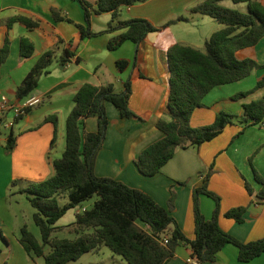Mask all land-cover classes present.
Listing matches in <instances>:
<instances>
[{"label":"crops","instance_id":"0c3cea01","mask_svg":"<svg viewBox=\"0 0 264 264\" xmlns=\"http://www.w3.org/2000/svg\"><path fill=\"white\" fill-rule=\"evenodd\" d=\"M87 1L94 8L97 7V0ZM203 1L148 0L130 7H122L121 20L143 18L157 27L180 17L188 20L150 33L140 45L134 67L137 48L135 43L127 41L117 50H108L109 40L122 31L82 39L77 25L85 24V14L78 2L0 0V48L4 46L6 39L10 40V53L1 66L0 103L4 97L10 103H19L16 98L17 88L35 63L48 51H54L56 56L48 68L49 73L41 77L38 87L31 94L42 97V102L33 107L22 118V124H19L17 144L9 156L11 178H21L27 182L28 187L55 174L53 162L59 159L56 156H62L65 151V126L74 106L73 97L83 84H113L116 90L117 83L124 89L125 83L131 78L132 94L129 105L138 118L124 119L113 104L107 103L110 123L103 148L96 160L97 176L122 181L132 188L150 194L161 206L170 210L186 237L194 239L192 192L204 185L205 175L213 170L208 188L221 197L222 229L242 242L263 239L264 201H258L255 195L251 196L245 183L249 182L256 192L261 189L256 174L264 178V127L246 126L243 115L244 105L264 98V87L238 100L234 99V96L253 90L257 82L264 77V38L257 45L242 49L237 55L241 59H253L261 67L243 80L214 88L205 96L202 107L197 108L191 117L193 127H204L211 125L220 112L231 115L232 123L218 137L200 146L177 148L174 157L155 176L143 175L135 164L138 155L161 137L162 133L156 127L158 120L171 119L168 110L169 48L175 43L202 48L214 32L223 28L214 18L192 11ZM228 1L230 0L221 2V5L246 11V5L235 7L229 5ZM257 1L264 5V0ZM53 9L72 22L56 21L52 16ZM18 16L36 21L39 25L30 29L17 22L9 27L8 20ZM195 18L203 22L208 21L210 27V31L202 37L200 43L190 44L185 40L168 39L172 29L190 25L191 20ZM111 19V13H94L92 30L96 33L106 30ZM22 38H28L34 43L35 51L29 58L21 56ZM65 50H70L75 55L63 64L61 56ZM119 60H128L130 65L120 71L117 67ZM51 116L57 117L58 120L57 138L53 147L51 142L54 137V124L46 120ZM86 129L88 132L97 131V118H89ZM7 139L8 136L0 135V148L3 152L6 151ZM53 148L55 153L52 152ZM173 192L174 206L170 208ZM200 203L204 216L207 219L212 218L214 200L207 195H201ZM247 205L249 208L243 223L225 217L228 210ZM78 212L80 211L75 213V219ZM60 221L62 220H59L56 226L62 228L61 231L70 230L68 226L75 222L74 220L68 224H59ZM139 225L148 230L144 223L139 222ZM4 226L5 220L0 213V228ZM46 252H49V249H46ZM192 253L190 246L181 244L169 264H264V254L250 262H240L238 248L232 244L226 245L214 262L199 263ZM36 258H42L44 261L43 257L29 256L20 242L15 245L7 243L6 240L0 242V264H39Z\"/></svg>","mask_w":264,"mask_h":264},{"label":"trees","instance_id":"16d2710c","mask_svg":"<svg viewBox=\"0 0 264 264\" xmlns=\"http://www.w3.org/2000/svg\"><path fill=\"white\" fill-rule=\"evenodd\" d=\"M78 2L85 14V24H78L82 39L93 38L103 33H121L108 42V50L119 49L125 42L136 44L137 55L141 43L150 33L166 29L179 21H188L180 17L157 27L147 19H120L122 7H130L148 0H97L94 8L87 0ZM225 0H204L192 9L193 12L208 15L223 25L206 40L202 48L175 43L168 50L169 93L168 110L170 120H158L156 127L161 137L147 146L136 158L135 164L145 176H155L174 157L177 148L189 145L200 146L218 137L232 123V116L220 112L211 125L193 127L191 117L194 111L202 107L205 96L214 88L234 83L249 77L261 67L250 58H238L242 49L257 45L264 38V5L257 0H230L235 4H245L246 11L231 9L221 5ZM108 12L112 19L108 28L102 32L92 30V15ZM52 16L56 21L70 19L62 17L55 9ZM23 23L30 29L38 27V22L25 17H12L8 26ZM34 43L22 38L20 53L23 58L34 54ZM10 53V40L0 48L1 66ZM74 53L65 50L61 62L65 64L74 57ZM55 52L48 51L35 63L34 67L16 91L19 102L30 96L38 87L43 75L55 59ZM128 60L117 61L120 71L128 68ZM131 78L125 83L121 92H116L113 84L95 86L85 83L73 97L74 106L66 120V147L61 158L54 160L55 174L38 183L30 184L26 193L32 207L36 210L33 219L41 232V242L23 226L19 242L29 256L43 257L45 264H67L77 261L90 252L108 247L114 254L122 257L128 264H169L175 257L176 249L181 244L190 246L192 256L197 262H214L218 253L228 244L238 248L240 262H250L264 254V238L251 242H242L220 226L222 200L219 195L208 188L211 172L204 177V185L192 192L195 221V237L189 239L184 234L170 210L161 206L150 194L132 188L122 181L99 177L96 174V160L103 148L109 127L107 103L113 104L124 119L138 118L130 108L132 94ZM264 87V77L256 87L248 92L234 96L238 100ZM31 109H28V113ZM27 113V114H28ZM24 116L17 118L19 121ZM97 118L98 129L88 132L86 122ZM5 119L0 118V124ZM54 124L53 147L58 131L57 117L46 119ZM243 120L247 125H260L264 122V98L244 105ZM17 144V136L12 129L6 143L8 152ZM261 189L256 192L246 181L248 193L255 195L258 201H264V178L256 174ZM68 195L69 202L61 206L59 199ZM97 195L99 199L93 208L76 214L73 224L68 226L77 236L75 239L54 238L53 234L62 228L56 223L72 208ZM207 195L215 202L212 218L207 219L201 210L200 196ZM175 193H172L170 208L174 206ZM249 208L239 206L228 210L225 217L237 223L245 221ZM139 222L148 226L143 229ZM173 227V229H171ZM0 234L2 231L0 229ZM168 243L165 244L164 240ZM49 248V252L46 249Z\"/></svg>","mask_w":264,"mask_h":264},{"label":"rangeland","instance_id":"374dc122","mask_svg":"<svg viewBox=\"0 0 264 264\" xmlns=\"http://www.w3.org/2000/svg\"><path fill=\"white\" fill-rule=\"evenodd\" d=\"M228 4L235 7L245 6V4H235L230 1H228ZM208 31H210L208 21L203 22L201 19L195 18L194 20H191L190 25H182L181 27H175L172 29L168 35V39L185 40L190 44L200 43L202 37H204ZM122 90L123 88L117 83L115 91L121 92ZM14 118L15 113L13 110H10L6 114L4 122L0 124V135H2V137L9 136L12 129L14 130L15 135L20 133L18 130L20 127L19 124H22L23 119L16 121ZM9 122H13L14 126H7L6 123ZM52 152L55 153L54 148ZM11 153L12 152H8L7 149L3 152L0 148V213L5 220V226L0 228L2 231V235L0 234V242H5L6 240L7 243L12 245L19 244L18 240L20 238V230L23 226H26L27 229L37 238V240L41 242L40 229L33 219V215L36 210L32 207L30 201L28 200L27 194L23 193V190H21L27 187V182L23 181L21 178H11V158L9 157ZM56 157L60 158L61 154ZM98 199L99 197L95 195L91 199L83 202L81 205L70 209L60 219L62 221H60L59 224H68L70 221H74L75 213L77 211H82L84 208H93ZM68 202L69 197L67 194L59 199V204L61 206L66 205ZM76 236L77 235L70 230H60L53 234L54 238L59 239L67 238L73 240ZM123 260L124 259L122 257L114 254L108 247L104 246L100 251L87 253L80 258V261H72L69 264H121L122 262H126ZM36 262L44 264L42 258H36Z\"/></svg>","mask_w":264,"mask_h":264},{"label":"built area","instance_id":"2783aa9c","mask_svg":"<svg viewBox=\"0 0 264 264\" xmlns=\"http://www.w3.org/2000/svg\"><path fill=\"white\" fill-rule=\"evenodd\" d=\"M41 102H42V97L32 96V95L28 96L27 98L16 104L10 103V101L6 97H4L0 103V118L5 119L6 114L10 110H13L15 113L14 119L17 120V118L27 115L28 109H32L33 107L38 106ZM6 125L13 127L14 123L9 122L6 123ZM260 125L264 127V122ZM84 210L85 209H83V211ZM164 243L167 244L168 240L165 239Z\"/></svg>","mask_w":264,"mask_h":264}]
</instances>
